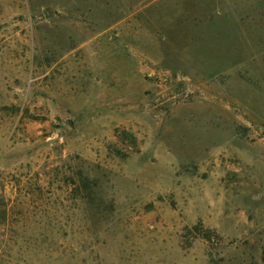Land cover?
Returning a JSON list of instances; mask_svg holds the SVG:
<instances>
[{
  "label": "rangeland",
  "instance_id": "374dc122",
  "mask_svg": "<svg viewBox=\"0 0 264 264\" xmlns=\"http://www.w3.org/2000/svg\"><path fill=\"white\" fill-rule=\"evenodd\" d=\"M0 264H264V0H0Z\"/></svg>",
  "mask_w": 264,
  "mask_h": 264
}]
</instances>
